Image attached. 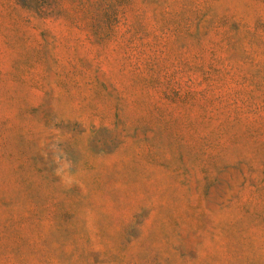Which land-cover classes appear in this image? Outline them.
<instances>
[{
	"label": "rangeland",
	"instance_id": "obj_1",
	"mask_svg": "<svg viewBox=\"0 0 264 264\" xmlns=\"http://www.w3.org/2000/svg\"><path fill=\"white\" fill-rule=\"evenodd\" d=\"M0 264H264V0H0Z\"/></svg>",
	"mask_w": 264,
	"mask_h": 264
}]
</instances>
